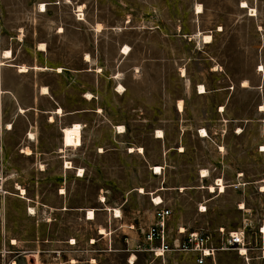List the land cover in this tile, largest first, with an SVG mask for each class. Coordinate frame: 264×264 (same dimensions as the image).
I'll list each match as a JSON object with an SVG mask.
<instances>
[{"label": "crops", "instance_id": "0c3cea01", "mask_svg": "<svg viewBox=\"0 0 264 264\" xmlns=\"http://www.w3.org/2000/svg\"><path fill=\"white\" fill-rule=\"evenodd\" d=\"M242 1L247 3V8L241 6ZM41 3L45 10H41ZM140 6L155 9L165 4L159 0H142V3L139 0H0V184L10 178L6 168L17 159L15 155L35 161L34 166L39 167L38 173L42 174L43 166H48L47 160H56L59 169L64 171L66 160L72 165L75 161L70 153L76 149L86 150L89 146L98 155L110 151L141 155L151 170L154 164L147 154V143L140 139L142 136L162 142L163 173L167 155L176 149L181 157L186 153V146L182 141L174 146L177 144L167 139L171 129L165 124H157L156 120L185 121L175 130L179 141L189 127L194 128L196 138L202 142L210 140L214 143L221 139V142H215L218 155L228 148L227 131L235 137L245 138L252 119L264 126V0H189L187 8L194 26L189 30L181 21L175 26L178 32L173 38L186 44L194 40L195 45L190 49L156 48L153 39L150 45L138 50L133 42L138 34L124 26L136 17L132 13L124 16L122 9ZM76 7L87 9L82 19L75 17ZM91 8H96L95 12L89 11ZM111 8L118 9V13L113 16ZM250 9L255 10V15H249ZM220 12L226 14L224 21L218 19ZM152 17L148 13L147 19ZM152 30L155 32V28ZM203 35H210V42H204ZM216 39H219L218 43ZM124 46L129 48L127 54L122 53ZM6 50H9L7 57ZM192 52L200 58L185 60L175 66L163 63L164 85L156 86L160 73L154 62L157 54L181 57ZM203 53L210 54L209 59L204 58ZM140 55L146 60L139 65ZM219 56L226 57L230 73L252 71L258 74L259 97L253 110L245 94L236 95L235 87H230V83L214 87L210 80L198 74L196 69L200 67L202 71L209 61L208 70L216 76L215 72L224 65L215 61ZM192 60L190 68L188 61ZM22 65L27 68L21 70ZM260 66L262 71L257 69ZM190 69H193V75ZM167 79L178 80L181 87H168L165 85ZM250 80L249 74L244 75L237 88L246 90ZM243 81H247V86L242 84ZM199 84L205 87V92H199ZM161 93L169 98L163 101L162 111H158L156 106L160 102L156 96ZM220 106L223 111L219 110ZM75 123L80 124L81 144L76 148L65 147L63 129ZM221 125L227 131L215 137ZM201 129L207 131L208 137L201 136ZM158 130L162 137L156 136ZM220 146L223 151L219 150ZM130 147L135 150L129 151ZM260 147H264V140H260L257 147L259 153L264 152ZM229 151L223 159L219 160L217 155V163L211 165L246 168L249 150L238 149L237 155ZM201 166L210 172L209 166ZM18 169V177L25 178L20 166ZM66 170H73L77 176L75 169ZM240 176L236 184L244 185ZM217 178L222 177H215L213 183ZM158 196L167 206L164 198ZM149 246L146 243L143 249L147 253ZM219 251L206 258L203 264H226ZM252 252L247 251L248 261L237 254L243 257L245 264L257 261L264 264V261L252 258ZM137 260L138 254L133 253L127 263L135 264ZM181 264H196L194 255L189 254V260Z\"/></svg>", "mask_w": 264, "mask_h": 264}, {"label": "rangeland", "instance_id": "374dc122", "mask_svg": "<svg viewBox=\"0 0 264 264\" xmlns=\"http://www.w3.org/2000/svg\"><path fill=\"white\" fill-rule=\"evenodd\" d=\"M139 1L142 3V0ZM159 1L165 6L155 9L141 6L122 9L124 16L132 13L136 17L133 22L124 25L138 34L133 41L135 46L138 50L144 49L154 39L156 48H193L194 40L186 44L173 38L178 32L175 26L181 21L189 30L194 26L190 22L187 8L189 0ZM78 8H75L74 15L77 19H82L87 9ZM91 10L95 12L96 8L89 9ZM111 11L113 16L115 12L118 13L115 8H111ZM148 13L153 17L147 19ZM225 17L226 14L220 12L218 19L224 21ZM215 41L218 43L219 39ZM209 55L203 53L206 59H209ZM198 58L199 55L193 52L181 57L157 54L154 62L160 73L156 78V86L164 85L163 63L175 66L179 62ZM145 60L140 55L137 62L140 65ZM216 60L224 64L215 72L216 76H212L208 70L209 61L202 67V71L200 67L196 69L198 74L203 79L210 80L214 87L230 83V87H235L236 95L245 94L253 110L259 97L256 88L258 74L252 71L230 73L225 56L215 57ZM193 61H188L191 63L190 68ZM189 72L194 74L193 69ZM248 74L251 77L249 87L244 91L239 90L238 81ZM165 85L178 88L181 87V82L167 79ZM168 98L162 93L156 96V100L160 102L156 106L158 111H162L163 101ZM155 122L171 129L172 133L167 139L170 138L173 144H177L174 146H178L181 141L186 146V153L181 157L176 149L167 155V166L163 173L162 169L161 173H154V169L147 168L141 155H128L119 151L98 155L91 146L86 150L76 149L70 153L75 160L73 165L83 169L81 177L75 176L73 170H60L56 160H47L48 166H43L45 171L40 174L39 167L34 166L35 161L24 160L15 155L17 159L11 163L12 166L8 165L6 168V174L10 178H6V183L0 184V264H128L127 258L133 253L138 254L135 264H181L189 260V254L172 252L155 256L153 252L143 250L146 246L143 235L153 222L157 208L151 200L158 195L164 198L171 209L168 219L170 240L182 237L183 235L178 236V229L183 227L185 234L199 231L210 235L212 245L216 247L219 246L221 237H225L228 232L250 223L251 226L246 231L253 242L255 227L264 219V191L259 190L264 186V152L259 153L257 150L259 141L264 140V126L252 119L247 126V136L242 138L233 136L231 131L228 132L221 125L214 136L227 131L225 138L228 148L218 155L215 142H221V139H216L214 143L210 140L202 142L196 138L194 128L189 127L179 141L175 130L180 122L185 121ZM140 139L149 147L147 154L153 162L151 164L161 166L164 162L162 142L153 141L146 136ZM243 147L249 150L246 168L221 164L216 168L211 165L217 163V155L219 160L228 154V150L237 155V150ZM219 150L223 151V147ZM202 164L209 166L210 170L209 176L203 180L199 178ZM19 166L25 178L18 177ZM239 175L241 182L245 181L244 185L236 184ZM215 177L223 178V192L217 189L215 192L208 191L207 186L213 184ZM17 185L24 188L25 195L20 194L16 189ZM201 185L205 189L198 188ZM160 186L166 189L157 190L163 189ZM140 187L144 193L139 192ZM61 190L63 193H60ZM101 196L104 201L100 200ZM198 206H204L205 211L199 212ZM30 207L34 209V214L29 212ZM112 208L119 209L121 215L114 217ZM88 210L94 211V219H86ZM100 228L104 229V234L99 232ZM219 228H223V234L219 233ZM219 252L226 264H245L243 257L235 250ZM250 256L254 258V253H250Z\"/></svg>", "mask_w": 264, "mask_h": 264}, {"label": "built area", "instance_id": "2783aa9c", "mask_svg": "<svg viewBox=\"0 0 264 264\" xmlns=\"http://www.w3.org/2000/svg\"><path fill=\"white\" fill-rule=\"evenodd\" d=\"M80 19V18H78ZM261 150V147L259 148ZM65 165V162H64ZM216 183V180L214 181ZM154 206H157L153 222L145 231L144 242L148 243V249L155 256H163L166 252H183L192 254L195 257L196 264H203L205 259L212 257L217 250H235L238 254L246 258L247 251H254V258L264 261V219L255 227L254 240L247 235L246 228L250 227V223H246L242 228L236 231H230L225 237H221L219 246L214 247L211 242L210 235L191 231L185 234L184 229H178V234L182 237L170 240L168 232V219L171 216V209L161 203L152 200ZM199 212L205 210L198 206ZM223 228H219V233L223 234ZM244 248V252L241 251Z\"/></svg>", "mask_w": 264, "mask_h": 264}, {"label": "bare ground", "instance_id": "6f19581e", "mask_svg": "<svg viewBox=\"0 0 264 264\" xmlns=\"http://www.w3.org/2000/svg\"><path fill=\"white\" fill-rule=\"evenodd\" d=\"M241 6L242 7H245V8H247V3L245 2V1H242V4H241ZM41 10H45V7H44V4H42L41 3ZM79 9V8H78ZM201 9H200V6H197V11H200ZM249 15H255V10L254 9H250V14ZM98 27V26H97ZM198 33V32H197ZM202 39H203V41L204 42H210V40H211V36L210 35H203L202 37H201ZM44 45V44H43ZM40 47V46H39ZM41 49V48H40ZM7 51V50H6ZM9 51V50H8ZM4 52L5 53V55H6V57L7 56H9V52ZM128 51H129V48L127 47V46H124V48H123V50H122V53H124V54H127L128 53ZM3 53V54H4ZM4 56V55H3ZM21 68V70H25L27 67H25V66H21L20 67ZM43 68V67H42ZM262 66H260L259 67V69L258 70H261L262 71ZM242 84L244 85V86H247V81H243L242 82ZM119 88L121 89V86L119 85ZM199 92H205V87L203 86V85H200L199 84ZM120 89H119V91H120ZM45 91V90H44ZM91 95V94H90ZM87 96V95H86ZM89 97V96H88ZM178 106H179V108L181 109V102H179V104H178ZM261 107V106H260ZM59 109V108H58ZM262 109V108H261ZM220 111H223L224 110V108L222 107V106H220V109H219ZM58 111V110H57ZM60 112V111H59ZM58 112V113H59ZM73 126H71V127H65L64 129H63V145L65 146V147H68V146H70V147H77V146H80V144H81V130H80V124H78V123H75V124H72ZM119 128L121 129L122 127H121V125L119 126ZM122 131V130H121ZM201 136H203V137H207L208 136V133H207V131L205 130V129H201ZM30 136H31V134H29ZM157 137H162V132L161 131H157V135H156ZM264 147H262L261 148V150H264L263 149ZM220 149H222V147H220ZM62 150V149H61ZM135 149H133V148H129V151H134ZM138 150L139 151H142V149L141 148H138ZM26 153H29V149H26ZM154 167V168H153ZM64 168H67V169H73L74 167H73V165H72V162H70V161H68V160H66L65 161V165H64ZM76 169V168H75ZM151 169H154V173H161V169H162V167L161 166H159V165H153L152 167H151ZM77 170V169H76ZM200 177H202V178H205V177H208L209 176V171L208 170H206V169H202L201 171H200ZM77 176H83V169L82 168H79L78 170H77V174H76ZM181 189H184L183 187H180ZM200 188H205V186H203V185H201L200 186ZM16 189H18L19 190V192H20V194H22V195H25L26 193H25V190H24V188H22L21 186H19V185H17V188ZM207 189H208V191L209 192H215V190L217 189V190H219V192H223L224 190H225V184H224V182H223V179L222 178H217L216 179V183H213V184H210L209 186H207ZM260 190L261 191H264V186H262L261 188H260ZM139 192H142V193H144V190H143V188H139ZM60 193H63V190H61L60 191ZM153 199H154V201L156 202V203H161V201H162V199L159 197V196H156V197H153ZM100 200H102V201H104V197H102L101 196V199ZM108 208V207H107ZM201 208L202 209H204L205 210V207L204 206H201ZM111 211H113L112 212V214H113V216L114 217H119L120 215H121V212H120V210L119 209H117V208H112L111 209ZM29 212L30 213H33L34 214V209L32 208V207H30L29 208ZM94 217H95V214H94V211L93 210H88V212H87V214H86V219H88V220H92V219H94ZM183 230V229H182ZM99 232L100 233H105V231H104V229L103 228H100L99 229ZM73 241V240H72ZM244 248H241V251L242 252H244ZM130 262L132 263L133 262V256L132 257H130Z\"/></svg>", "mask_w": 264, "mask_h": 264}]
</instances>
